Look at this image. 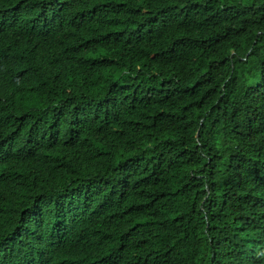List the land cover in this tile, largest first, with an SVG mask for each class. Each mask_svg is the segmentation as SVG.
<instances>
[{"label": "trees", "instance_id": "16d2710c", "mask_svg": "<svg viewBox=\"0 0 264 264\" xmlns=\"http://www.w3.org/2000/svg\"><path fill=\"white\" fill-rule=\"evenodd\" d=\"M226 1L0 0V264H264V0Z\"/></svg>", "mask_w": 264, "mask_h": 264}, {"label": "clouds", "instance_id": "9594fccd", "mask_svg": "<svg viewBox=\"0 0 264 264\" xmlns=\"http://www.w3.org/2000/svg\"><path fill=\"white\" fill-rule=\"evenodd\" d=\"M22 27V26H21ZM21 27H20V29H21ZM17 36H20V34L18 33V35ZM26 252H28V253H26ZM23 254H32V251L31 250H27V251H25V252H22V255ZM36 254H40V255H42V256H45V252L43 251V252H39V251H37V250H35V252H34V255L36 256ZM23 264H45V261H44V257H43V259L42 260H37L36 258L35 259H32V260H30V259H27V260H24L23 261Z\"/></svg>", "mask_w": 264, "mask_h": 264}, {"label": "rangeland", "instance_id": "374dc122", "mask_svg": "<svg viewBox=\"0 0 264 264\" xmlns=\"http://www.w3.org/2000/svg\"><path fill=\"white\" fill-rule=\"evenodd\" d=\"M197 1H201V0H197ZM221 3H224L226 0H219ZM232 1H236V0H227L226 2L229 3L230 5H234V3ZM245 3L248 2L247 0H242ZM246 5V4H245ZM236 7V6H235Z\"/></svg>", "mask_w": 264, "mask_h": 264}]
</instances>
